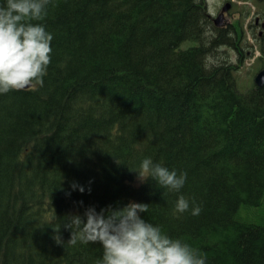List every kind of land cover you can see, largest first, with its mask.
<instances>
[{
	"label": "trees",
	"instance_id": "obj_1",
	"mask_svg": "<svg viewBox=\"0 0 264 264\" xmlns=\"http://www.w3.org/2000/svg\"><path fill=\"white\" fill-rule=\"evenodd\" d=\"M41 22L43 85L0 94V264H94L98 243L47 224L129 200L208 264H264V86L240 92L243 60L219 59L241 20L216 28L205 0H52ZM146 155L187 173L199 215L137 179Z\"/></svg>",
	"mask_w": 264,
	"mask_h": 264
},
{
	"label": "clouds",
	"instance_id": "obj_2",
	"mask_svg": "<svg viewBox=\"0 0 264 264\" xmlns=\"http://www.w3.org/2000/svg\"><path fill=\"white\" fill-rule=\"evenodd\" d=\"M51 3L52 0H0V94L43 85L51 61L53 34L41 21L48 15ZM130 170L141 183L150 179L159 189L176 193V214H200L201 205L181 192L187 179L185 171L169 168L148 155ZM69 187L84 191L76 181ZM148 204L129 200L99 210L88 206L82 215L74 212L59 219L55 215V223L47 225L54 233L61 226L69 230L66 242L70 245L98 243L101 255L94 264H208L201 249L146 219ZM54 239L64 244L59 235Z\"/></svg>",
	"mask_w": 264,
	"mask_h": 264
},
{
	"label": "rangeland",
	"instance_id": "obj_3",
	"mask_svg": "<svg viewBox=\"0 0 264 264\" xmlns=\"http://www.w3.org/2000/svg\"><path fill=\"white\" fill-rule=\"evenodd\" d=\"M207 1V9L211 16H215L221 8L230 3L232 4L228 13H226L225 17L230 24H233L234 21L238 18L241 20L243 27L245 28L246 34L243 35L242 41L240 42V47L243 50V62L240 64L241 67L237 72H234L233 76L236 81V87L240 92L248 91L252 85L254 84V77L257 72L264 67V59H257L254 64L251 63L252 56H247V52H251L254 49L260 51V44L255 41V35H257V31L249 26L253 24L254 18L256 17H264L262 13L259 11L264 8V4L257 0H206ZM264 10V9H263ZM190 45L189 43H184L182 45L183 48ZM238 45V47H239ZM220 50L222 52H226L220 56L219 59L225 61L227 60L230 63L237 64V59L242 58V56H236L235 52L231 48L221 47ZM261 53V51H260ZM261 56L263 54L261 53ZM264 57V56H263ZM252 64V65H251Z\"/></svg>",
	"mask_w": 264,
	"mask_h": 264
},
{
	"label": "flooded vegetation",
	"instance_id": "obj_4",
	"mask_svg": "<svg viewBox=\"0 0 264 264\" xmlns=\"http://www.w3.org/2000/svg\"><path fill=\"white\" fill-rule=\"evenodd\" d=\"M264 2V1H263ZM230 6L232 4L228 3ZM226 4V5H228ZM224 5V6H226ZM228 5V6H229ZM223 6V7H224ZM223 7L221 8V10L214 16V18H216L217 16L221 15V11L223 9ZM228 13V12H227ZM226 13L222 15L221 19L216 22L217 24H230V21L227 20V18L225 17ZM262 15L264 16V12L262 11ZM231 25V24H230ZM252 27L257 31V35H255V41L257 43L260 44V46L262 47L263 46V43H264V17H256L254 18V21H253V24H252ZM242 41V33H241V39H240V42ZM239 42V43H240ZM236 50V49H235ZM239 50L241 52V49H237L236 50V53L239 55ZM249 53V52H248ZM241 54V53H240Z\"/></svg>",
	"mask_w": 264,
	"mask_h": 264
},
{
	"label": "water",
	"instance_id": "obj_5",
	"mask_svg": "<svg viewBox=\"0 0 264 264\" xmlns=\"http://www.w3.org/2000/svg\"><path fill=\"white\" fill-rule=\"evenodd\" d=\"M259 1H262V0H259ZM228 8H229L228 5L224 6L223 9H222V14H223L224 12H226V11L228 10ZM222 14H221V15H222ZM221 15L218 16L217 19H214V21H215V22H218V21L221 19V17H222ZM263 48H264V43H263ZM254 84H255L257 87H262V86H264V69L261 70V71H259V72L257 73V75H256L255 78H254ZM29 88H30V87H29ZM29 88H26V89H29Z\"/></svg>",
	"mask_w": 264,
	"mask_h": 264
}]
</instances>
